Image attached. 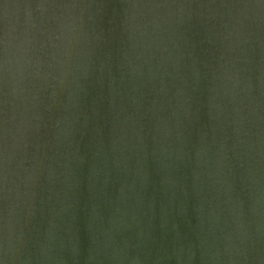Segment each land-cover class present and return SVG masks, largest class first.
<instances>
[{"label":"water","instance_id":"water-1","mask_svg":"<svg viewBox=\"0 0 264 264\" xmlns=\"http://www.w3.org/2000/svg\"><path fill=\"white\" fill-rule=\"evenodd\" d=\"M0 260L264 264V5L2 0Z\"/></svg>","mask_w":264,"mask_h":264},{"label":"snow or ice","instance_id":"snow-or-ice-1","mask_svg":"<svg viewBox=\"0 0 264 264\" xmlns=\"http://www.w3.org/2000/svg\"><path fill=\"white\" fill-rule=\"evenodd\" d=\"M0 2H2V0H0ZM259 3H260L261 5H264V0H259ZM0 264H3V261H2V260H0Z\"/></svg>","mask_w":264,"mask_h":264}]
</instances>
